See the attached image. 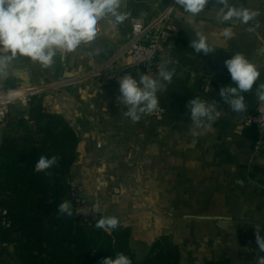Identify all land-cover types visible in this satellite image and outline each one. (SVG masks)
<instances>
[{
    "label": "crops",
    "instance_id": "crops-1",
    "mask_svg": "<svg viewBox=\"0 0 264 264\" xmlns=\"http://www.w3.org/2000/svg\"><path fill=\"white\" fill-rule=\"evenodd\" d=\"M229 4L260 15L248 24L221 23L211 2L195 17L180 7L175 11L176 34L168 36L172 47L162 58L176 74L157 93L166 109L162 119L143 115L133 123L123 115L118 81L128 72L137 79L141 74L128 58L116 63L109 80L94 72L130 37L133 23L158 17L165 0H124L126 19L115 28L111 17L102 21L93 42L64 59L57 56L47 69L17 57L8 76L0 78V88L74 79L44 98L47 109L63 116L78 136L71 183L86 199L99 197L107 215L130 227L129 246L138 260L162 237L180 248V264H257L264 256L255 235L264 237V147H255L246 123L259 102L256 88L264 83V0ZM227 27L234 33L230 39L221 35ZM197 30L208 34L216 47L212 53L190 48ZM236 52L261 72L252 91L243 93L247 109L241 113L219 95L220 87L235 86L224 62ZM193 98L218 103L221 115L210 127L190 120L186 105Z\"/></svg>",
    "mask_w": 264,
    "mask_h": 264
},
{
    "label": "trees",
    "instance_id": "trees-1",
    "mask_svg": "<svg viewBox=\"0 0 264 264\" xmlns=\"http://www.w3.org/2000/svg\"><path fill=\"white\" fill-rule=\"evenodd\" d=\"M171 38L166 43L171 44ZM6 127L0 142V258L10 255L6 247L15 244L17 264H100L117 253L132 264H180V248L168 237L157 240L138 260L129 246L130 227L119 223L108 235L96 224L78 222L71 198L78 136L63 116L47 109L44 98L26 110H13ZM250 129L255 143V128ZM41 155L57 157L47 170L50 175L34 171ZM65 200L72 203L70 217L58 212Z\"/></svg>",
    "mask_w": 264,
    "mask_h": 264
},
{
    "label": "clouds",
    "instance_id": "clouds-1",
    "mask_svg": "<svg viewBox=\"0 0 264 264\" xmlns=\"http://www.w3.org/2000/svg\"><path fill=\"white\" fill-rule=\"evenodd\" d=\"M210 2L218 8L217 19L221 23L237 20L248 24L260 15L257 11L233 7L229 0H175V5L195 17ZM123 3L124 0H0V78L8 76L10 65L17 57L28 58L47 69L54 64L57 56L64 59L82 44L93 42L101 32L102 21L111 17V26L115 28L126 19L122 11ZM248 30L254 31V28ZM221 35L230 39L234 33L231 27H227L221 29ZM189 46L196 54L203 55L216 49L209 43L208 34L202 30L195 32ZM224 64L235 86L220 87L219 95L234 112H244L247 105L243 93L252 91L261 75L259 67L240 52L233 54ZM175 74L176 69L166 65L159 70L156 78L145 73L137 75L138 79L131 72L123 75L118 81L120 95L116 98L126 109L123 115L137 123L143 115L153 113L159 107L157 93L164 90ZM256 95L260 102H264V83L257 86ZM217 104L216 101L205 102L199 98L189 100L186 108L190 120L197 127L207 121L210 127L221 115ZM56 163L57 157L41 155L34 171L50 175L47 170ZM98 208V205L94 206L93 212ZM58 212L72 216L71 201H63ZM119 223L117 217L105 216L95 226L107 231L116 229ZM255 235L258 250L264 252V237L259 231ZM100 264H132V261L125 254L117 253L115 258H103ZM257 264H264V256L258 258Z\"/></svg>",
    "mask_w": 264,
    "mask_h": 264
},
{
    "label": "built area",
    "instance_id": "built-area-1",
    "mask_svg": "<svg viewBox=\"0 0 264 264\" xmlns=\"http://www.w3.org/2000/svg\"><path fill=\"white\" fill-rule=\"evenodd\" d=\"M165 3V9L153 22L133 23L130 37L109 55L106 62L96 69L94 75L101 74L109 80L116 63L123 58H128L131 67H136L141 70V73L149 74L154 78L158 76L159 70L165 67L163 54L170 51L172 47L171 44L166 43V40L168 36L175 35L177 30L173 16L179 6L175 5V0H165ZM73 80H58L49 85L34 84L0 88V142L2 132L7 128L10 113L13 110H26L35 99L45 98L46 94H51ZM158 99L159 107L153 113L144 115L146 118L162 119L166 115V109L159 97ZM246 123L255 128V147L257 149L264 147V102L257 103L248 115ZM71 198L77 220L82 225L92 227L99 219L107 215L103 201L97 196L93 200L86 199L78 186L73 187ZM96 205L99 208L94 213L93 209ZM107 232L111 233L112 229Z\"/></svg>",
    "mask_w": 264,
    "mask_h": 264
},
{
    "label": "rangeland",
    "instance_id": "rangeland-1",
    "mask_svg": "<svg viewBox=\"0 0 264 264\" xmlns=\"http://www.w3.org/2000/svg\"><path fill=\"white\" fill-rule=\"evenodd\" d=\"M34 85V84H33ZM28 86V85H26ZM9 87V86H7ZM16 87V86H15ZM28 109V108H27ZM23 110V109H21ZM27 118V116H26ZM73 187H77L75 185H71ZM79 188V187H78ZM107 232V231H106ZM108 233V232H107ZM109 235V234H108ZM15 244H9L6 248L8 249V252L10 253V255H8L7 257L2 256L0 258L1 263L0 264H17V260H16V249L14 248Z\"/></svg>",
    "mask_w": 264,
    "mask_h": 264
},
{
    "label": "water",
    "instance_id": "water-1",
    "mask_svg": "<svg viewBox=\"0 0 264 264\" xmlns=\"http://www.w3.org/2000/svg\"><path fill=\"white\" fill-rule=\"evenodd\" d=\"M91 227V226H90Z\"/></svg>",
    "mask_w": 264,
    "mask_h": 264
}]
</instances>
